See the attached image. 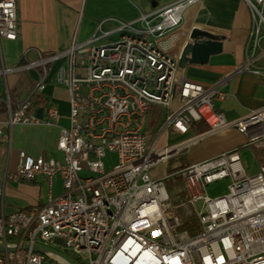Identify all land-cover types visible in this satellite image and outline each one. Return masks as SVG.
Returning <instances> with one entry per match:
<instances>
[{
	"label": "built area",
	"instance_id": "2783aa9c",
	"mask_svg": "<svg viewBox=\"0 0 264 264\" xmlns=\"http://www.w3.org/2000/svg\"><path fill=\"white\" fill-rule=\"evenodd\" d=\"M198 1L177 0L133 21H119L113 30L100 26L86 41L74 38L64 52L38 51L36 61L24 64L37 68L39 78L26 100L8 102L7 126L52 124L59 118L50 98L43 116L30 111L51 80L69 92L70 125L60 130L61 157L19 153L14 178L43 176L50 192L43 204L2 212L0 264H69L52 252L35 251V244L64 251L81 264H264V163L256 172L249 170L242 148L236 147L160 178L153 175L158 164L167 165L207 135L230 128L245 136L243 148L264 149V106L230 120L214 109V100L226 97L216 84L192 80L180 66L170 75V65L179 61L157 41ZM243 1L252 25L239 71L264 77V0ZM18 36L17 0H0V40ZM152 104L163 112L150 135L146 115ZM201 123L208 127L204 132L168 141L170 133L187 135ZM108 152L118 157L110 171L104 161ZM176 174L187 194L174 206L166 182ZM57 177L63 191L54 196ZM226 179V192L210 195L209 185ZM103 200H112L121 224H103ZM183 205L197 213L195 232L180 230L182 219L171 212Z\"/></svg>",
	"mask_w": 264,
	"mask_h": 264
},
{
	"label": "crops",
	"instance_id": "0c3cea01",
	"mask_svg": "<svg viewBox=\"0 0 264 264\" xmlns=\"http://www.w3.org/2000/svg\"><path fill=\"white\" fill-rule=\"evenodd\" d=\"M175 1L17 0L19 36L15 40H0V215L2 212L25 211L47 200L44 201L41 190L42 184L48 186L45 177L40 176L33 182L14 178L21 151L33 156H62L57 144L62 127L59 121L69 111V92L65 87L51 80L45 92L46 98L52 99L60 109L61 114L55 122L7 126L8 102L16 104L26 100L39 78L37 68L29 69L23 67L24 64L36 61L38 51L64 52L70 48L74 38L78 42L86 41L98 33L100 26L104 30H113L119 21H133L141 13ZM137 25L141 26V23ZM251 25L250 9L243 0H200L183 11L182 22L177 28L166 32L157 41L179 61L193 28L199 27L226 37L223 51L212 55L208 63H188L183 70L188 78L204 84H216L226 93L224 100H214V109L223 112L230 120L264 106V77L249 69L239 71L245 64ZM119 35L115 32L112 37ZM30 111L39 115L36 109ZM223 131L227 132L228 138L211 156L236 147L243 148V134L235 128ZM11 173L13 183L18 184L16 187L8 182ZM56 181L63 191L61 179L57 177Z\"/></svg>",
	"mask_w": 264,
	"mask_h": 264
},
{
	"label": "rangeland",
	"instance_id": "374dc122",
	"mask_svg": "<svg viewBox=\"0 0 264 264\" xmlns=\"http://www.w3.org/2000/svg\"><path fill=\"white\" fill-rule=\"evenodd\" d=\"M15 105V103H13ZM45 108V107H44ZM163 112L162 106L158 104H152L149 112L146 115V131L152 135L155 132V129L160 125L161 121V114ZM60 126L68 127L70 125V118L68 115H62L61 120L59 121ZM204 132V131H202ZM199 130H195L193 132L188 133L187 135H168L169 139L168 141L170 143H176L181 140H184L187 137L192 136L193 134H199ZM226 138H228L227 132H220V134L208 136L206 139H202L197 144L190 147V149H184L179 154L173 156L170 158L168 164L160 163L158 164L154 170L153 174L154 176L162 177L166 175L167 173H171L176 171L179 167L185 165L186 163L204 159L206 157L211 156L214 154L215 150H217L222 143H225ZM243 154V160L247 167H249V170L256 172L259 169L260 164L264 163V149H250V148H242L241 149ZM105 165H106V171H110L111 168L117 164L118 157L117 154L114 152H108L107 156L104 158ZM170 170V171H169ZM9 183H13L12 178L13 174L8 175ZM24 180V179H23ZM55 179V186L53 189V195L56 196L58 194L62 193V190L60 189V183L56 181ZM28 181V180H26ZM35 181V180H33ZM29 181V182H33ZM168 192L171 196V200L176 206L177 204H180L186 200V189H185V182L184 180L178 175H174L173 177H170L167 179L166 182ZM228 185V180H222L215 182L208 187V191L210 195H220L226 192ZM13 186L16 187L18 184H14ZM47 186V184H42L41 190H42V196L44 197V201L47 199L50 188ZM172 214H178L183 224L180 226V230H189L192 232V230L195 232V229H198L200 224L198 220V216L196 211L191 206H180L176 207L175 209H172ZM57 264V263H54Z\"/></svg>",
	"mask_w": 264,
	"mask_h": 264
},
{
	"label": "water",
	"instance_id": "95a60500",
	"mask_svg": "<svg viewBox=\"0 0 264 264\" xmlns=\"http://www.w3.org/2000/svg\"><path fill=\"white\" fill-rule=\"evenodd\" d=\"M225 38L224 35L216 34L199 27L193 28L190 33V40L186 43L179 58L180 67L184 68L188 63H208L212 55L219 54L223 51ZM25 247L28 248L29 245ZM33 249L42 253L46 251L52 252L63 258L69 264H81L66 252L53 247L35 244ZM4 250L5 248L0 247V251Z\"/></svg>",
	"mask_w": 264,
	"mask_h": 264
},
{
	"label": "bare ground",
	"instance_id": "6f19581e",
	"mask_svg": "<svg viewBox=\"0 0 264 264\" xmlns=\"http://www.w3.org/2000/svg\"><path fill=\"white\" fill-rule=\"evenodd\" d=\"M179 72V63L170 65V75H177ZM102 222L107 226H117L122 223V216L118 209H113L112 200H103ZM54 257H58L53 255Z\"/></svg>",
	"mask_w": 264,
	"mask_h": 264
},
{
	"label": "trees",
	"instance_id": "16d2710c",
	"mask_svg": "<svg viewBox=\"0 0 264 264\" xmlns=\"http://www.w3.org/2000/svg\"><path fill=\"white\" fill-rule=\"evenodd\" d=\"M46 104H47L46 96L44 94L38 95V96L35 97V99H34V101L32 103L31 110L36 109L37 113L40 116H42L43 115V110H44V107L46 106ZM194 129L195 130H199L200 132H202V131L207 130L208 127H207V125L201 123V124H196L194 126ZM195 230H197V229H195ZM192 232H194V231L192 230Z\"/></svg>",
	"mask_w": 264,
	"mask_h": 264
}]
</instances>
